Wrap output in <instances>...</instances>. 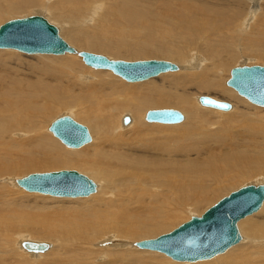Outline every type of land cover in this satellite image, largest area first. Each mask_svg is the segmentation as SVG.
I'll use <instances>...</instances> for the list:
<instances>
[{"label":"bare ground","instance_id":"6f19581e","mask_svg":"<svg viewBox=\"0 0 264 264\" xmlns=\"http://www.w3.org/2000/svg\"><path fill=\"white\" fill-rule=\"evenodd\" d=\"M196 1L168 0L165 6H173V11L180 14V18L186 15L183 17L185 18L189 11L194 9H191V6L194 7ZM229 1L219 0L213 2L214 7L209 8L206 5L209 8L208 12L201 6L192 13L195 15V13L207 12L213 18L212 21H215L224 10L223 14L230 17L235 10H227L221 6ZM31 3L43 5L53 23L55 21L57 24H63L57 32L73 48L83 43L102 48L101 42L86 37L89 34L94 37L117 35L118 38L127 40V31L136 27L132 24L127 25V21L123 22V18L120 20V4H116L115 0H0V19L13 5ZM64 4L69 5L72 17L69 16L70 12L66 14L62 12ZM253 8L239 21H229L225 26L229 29L232 26V31L239 33L237 39H233L237 43H240L243 34H249L245 36V39L248 38L247 46L241 47L242 53L246 56H254L256 61L263 62L264 16L260 17V20L258 17L255 18L252 12L256 8L254 6ZM135 13H137L135 10H129L125 14L131 20ZM81 16L82 20H80ZM175 16H178L177 20L179 15ZM89 20L92 23H88ZM205 20L195 15L193 22H189L193 24L191 34L188 33L187 25L181 23H176L177 30L174 32L169 25L168 28L161 30L159 20L156 23V32L152 31L153 37H159L160 31L168 35L187 31L186 34L190 36L198 30L204 32V39L213 33H219L222 27L218 25L219 23L211 22L208 29ZM140 21L149 22V19L140 16ZM183 25L186 29H183ZM131 26L132 28H129ZM139 27L144 28L142 25ZM253 28H256V35L251 37L250 31ZM225 30L228 29L225 27ZM227 36V39L232 40V35ZM182 38L186 37L182 36ZM225 39L224 37L220 41L224 42ZM204 44L207 45L205 41ZM228 45L224 47L210 44L206 52L202 51L205 56L196 52V54L189 52L185 54L183 50L180 51L182 48H174L180 64L170 60L155 59L168 61L176 67L166 72L172 73L174 79H182L181 82L173 85L177 93L185 91V85H195L200 89L217 90L222 94L223 99L232 103V107L230 104V107L224 110L226 112H223L208 106L202 108L204 105L199 107L198 96L194 99H186V95L185 97H177V95L176 100L172 98L171 101L175 100V103L181 105L183 114L178 110L182 114L179 122L184 121L175 122L178 124L159 122L144 124L139 121L145 114L142 113L143 107L159 103L170 96L166 88L158 89V87H151L145 92L141 89L137 92L136 87L141 86L136 83L166 72L134 81L131 85L126 84L124 91H109L107 86L96 85V82L88 80L83 74L84 69L82 73L79 72L75 60L77 54H65L40 56L45 57L46 61L40 66L30 68L38 76L31 80L20 76V66L11 65L10 61L15 59L13 62L19 63L21 59L18 50L3 49L4 52L0 53V182L18 190L16 187L19 186L15 183V179L19 178L17 177L19 169L46 167L58 160L70 163L72 158H78L80 171L91 178L83 174L94 183V190L85 195L93 202L86 203L84 207L59 203L46 209L38 207L34 210L25 205L18 206L14 202H6L0 193V264H34L33 260L25 256L19 255L18 258L13 252L18 246L21 253L32 259L36 258L37 264H264V197L258 209L235 222L239 240L223 251L224 253L220 252L222 254L218 253L209 257L210 259L196 260L197 262L193 263L186 260L172 261L161 252L146 248L138 249L139 247L134 245L135 238L141 233L151 232L155 227L161 228L172 221L173 224L179 221L180 212L183 211L178 205H172L169 199H174L176 204L188 201L207 203L213 196V194L210 196V193L218 189L207 186L206 178L215 179L217 183L225 179L231 184L238 176L254 172L264 175V107L249 104L248 100L237 95L232 88L222 86L219 73L226 64L219 63L222 59L227 63L232 62L235 57V53H229L227 56L229 58L220 55L224 50L230 52ZM40 54H33L32 57ZM208 61L217 64L212 69V73ZM103 72L110 71H97L98 80L107 77ZM71 86L73 89L76 87L78 92H73L72 89L70 91ZM116 89L117 87L114 90ZM60 105L66 108L63 110L64 113L72 111V117L77 122L86 123L92 136V140L90 136L91 142L89 140L90 143L83 148L65 149L68 151L61 156L54 154V150L60 147L56 141L49 139L46 133L48 119H52L51 116L57 113ZM207 114H214L216 117H213L216 119L205 116ZM125 115L129 119L123 124L121 118ZM191 154L196 157L188 158V163L177 158ZM9 173L14 174L9 176L7 175ZM229 176L234 177L231 180ZM257 179L264 182V176ZM162 191H167V195H163ZM30 194L36 202L48 198L44 197L45 195L42 197L36 193ZM60 197L56 199H70V196ZM158 203L163 206L158 207ZM37 237L42 240L47 239V242H43L47 243L48 247L43 251L32 252L20 246L22 240L40 243ZM17 259L19 261H16Z\"/></svg>","mask_w":264,"mask_h":264},{"label":"rangeland","instance_id":"374dc122","mask_svg":"<svg viewBox=\"0 0 264 264\" xmlns=\"http://www.w3.org/2000/svg\"><path fill=\"white\" fill-rule=\"evenodd\" d=\"M166 1L168 2V0H165V1L164 0L163 1L162 0H136V1L135 0H115L116 4L117 3L120 4V8H119V10L121 11L120 20H122V18H123V22H126L127 21L126 22L127 25H131L132 24V26H136L135 28L127 31V37H126L127 40L126 39L125 40L124 39L122 40V39L118 38L117 35H107V36H103L104 37L103 38L102 36L94 37L93 35L89 34L86 37L89 38V39H91V40L93 39V41H99V42H101L103 44V45H101L102 48L101 47L95 48V47L90 46L88 43H83L79 47H76L75 49H77V50H85V51H89V52L103 54V55H105V56H107L109 58H113V59H125V60H136V59H165V60H170V61H172L174 63L176 62V64H180V62L177 61L178 59H177V57L175 55L176 52H174V48H177V49L182 48V49H180V51L183 50L185 52V54H187V52H189L191 54H196V53L201 54L202 53L203 56H205V54L203 52H206V50H208L207 49V46L208 45H210V44L211 45H214V46H216V45H222V46L225 47V46H227L229 44L228 46L230 47V52L224 50L220 55H222L223 57L225 56L226 58H229V57H227L229 55V53H235L234 54L235 57H234L233 61L231 60L232 62L229 61L227 63V62L223 61L224 59H222L220 61L219 64H222V63L223 64H226V65L223 66V70H221L220 73H219V76L221 77L220 78L221 79V84L222 83L225 84V81L228 79V77H229V69L231 67L240 66V65H247V64L251 65V64H254V63L255 64H258V65H263L264 64V61L263 62L256 61L257 59H255L254 56L253 57L252 56H248V55L246 56V54H243L242 53L243 50H242L241 47L247 46L246 44H247L248 38L245 39V36L246 35H249V34H243L242 37H241V41L242 42L240 41V43H237L234 40L237 39L236 36H238L239 33L238 32L236 33V31H232V26L230 27V29H229V27L225 26V25H227L229 23V21L230 22L231 21H234V20H236V22L239 21L244 16L245 13L248 14V11H250V10L252 11L254 9L253 6L256 9H255L254 12H252V15L255 18L258 17L259 18L258 20H260V17H263L264 16V0H257L258 2L257 1L255 2V0H253V1L252 0H230L227 3L225 2V4H221V6L224 7L225 9H227V10H230V9L235 10L236 15H235V13H233V15L231 14V16L228 17L227 15L223 14V11L224 10H222L221 13H220L221 15L220 14H219L220 16L218 15L219 16V19H216L215 21H212L213 18L207 12H208L209 8L214 7V3L215 2H219V0H216V1H214V0H202V2H201V0H197L196 1L197 4H195L194 7H193V5L191 6V9H193V8L194 9L192 11H189V13L187 14V17H185L186 19L183 18L186 15H182V18H180L181 15L178 14L176 11L175 12L173 11L174 10V7L173 6H171V7L170 6H167L166 7L165 6V4H167ZM170 1H179V0H170ZM202 3H204V4L202 5ZM254 3H255L256 6L254 5ZM162 6H163V8H162ZM201 6L204 9H207V12L205 14L204 13H195V15L198 16V17H203V18L206 19L205 22L208 23V24H206L205 26H207L208 29L210 27V23L211 22H216L217 24L219 23L218 25L219 26H222L219 29V33H215V34L213 33L210 36H208V38H206V39H204V32L202 33L201 31H198V30H197V32L195 34H192L190 36L187 35L188 33L191 34L190 31H192V29H193V24H189V22H191V21L193 22V17L195 16L194 13H192V12L195 9H198ZM62 7H63L62 8V12H64L65 14L67 12H70L71 11L69 5H67V4L62 5ZM205 7H207V8H205ZM163 9H165V10L168 9V11L165 12V10H163ZM191 9H189V10H191ZM127 10L128 11L129 10H135L137 12V13L133 14V17H134L133 19L129 20V16L125 14L126 12H128ZM140 10H142V11H140ZM162 11H163V13H162ZM48 13L49 12H47L45 10V8H44L43 5H38L37 3H31V4H28V5L15 4V5H13L12 8H10V9H8L6 11V13L4 14V17H2L3 19L2 18L0 19V23L4 22L6 20H9V19H13V18H21V17L30 16V15H41V16L45 17L50 23L52 22V24L55 25L56 28H58V31H59L61 29V27H63L62 26L63 24L62 25H60L59 23L57 24V22L55 23V21L53 23V21L50 19L51 18L50 15ZM168 13H170V14H173L174 13V14L173 15H170ZM163 14H165V15L163 16ZM175 15H179V18L177 20H176V18L178 16H175ZM69 16L72 17L71 12H70ZM140 16H142L144 18H148L149 19V22H141L140 21ZM232 17L234 18L233 20H232ZM254 17H253V19H254ZM82 19L83 18L81 16V19L80 20H82ZM222 19H223V21H226V22H223ZM78 20H79V18H78ZM78 20H76V21H78ZM159 20L161 21L160 22L161 30H163L164 28H168V25H169V27L171 26L170 28H172V32H174V31L177 30V24L176 23H181V24H185V26L187 25V30L189 32L188 33H187V31L181 32L183 34L184 33L185 34L187 33L186 34L187 36H186L185 34L183 35L180 32H178L175 35H168V34H164V33H162L160 31L159 32V37H157V36H154L153 37L152 31L154 30V33L156 32V29H157L156 23L159 22ZM162 20L167 21V22H164L163 23ZM88 23H92L91 20H89ZM253 23H254V21H253ZM140 25H142L144 28L139 27ZM132 26L129 27V28H132ZM185 26L183 25V29H186ZM190 26L192 28H190ZM225 27L228 30H225ZM113 29H115V28H113ZM255 29L253 28L254 31L253 30L250 31V33H251L250 36L251 37H254L256 35V30ZM232 32H234V33H232ZM197 34H198V36H197ZM200 34H202V35H200ZM179 35H181V36H179ZM227 35H232V40H231V38L227 39V37H228ZM182 36H185L186 38L183 39ZM179 37H181V38H179ZM224 37L226 38L224 40V42L223 41H220V39L223 40ZM117 41H118V43H117ZM204 41L207 43V45L204 44ZM106 42H109V43H106ZM220 42H221V44H220ZM226 42L227 43L229 42V43L228 44H225ZM106 44H107V46H106ZM108 44H111V45H108ZM3 49H9V48L6 47V48L0 49V53H3L4 52V51H2ZM10 49H14V48H10ZM14 50L17 51V49H14ZM18 52L21 54V56H20L21 59H20L19 63L18 62L15 63V62H13L15 59L14 60L11 59V60H13V61H10L11 62V65L12 66H16V67H19L20 66L19 67V74L21 73L20 76H22L23 78L31 79V80L32 79H36L38 76H36L37 74H35L34 72H32L30 68H32L33 66H40V64H42L43 61H46L45 57L42 58L43 56H50V55L51 56H59V55H65V54L66 55H68V54H72V55L75 54V53L65 52L63 54H49V55H46V54L43 53L44 54L43 55L42 53L41 54L40 53L26 54V53H23V52H21L19 50H18ZM212 52H214V48H212ZM33 54H40V55H35V57H32ZM220 55H217V56L219 57ZM40 56H42V57H40ZM40 58H41L42 62H41ZM75 60L78 63L77 66L79 67L78 68L79 69V72L82 73V70L84 69L83 70V74L87 77L88 80L93 81V82H96V85H99V84L102 85L103 84L102 86H107L108 87L107 89L109 91H117V92L124 91L125 90L124 86L126 84L127 85H129V84L131 85L132 84V82L131 83L126 82L123 79L119 78L118 76L112 74L111 72L107 73L108 71L107 72H103V73H105L107 75L106 78H104L103 80H98V77L96 76L97 71H99V70L100 71L101 70H106V69H99V68L90 67V66L84 64L81 61V59H80L79 56L78 57L76 56L75 57ZM35 61L36 62H39V63H36ZM208 62H209L208 64L211 65V67H209L211 69L210 70V72H211L212 69H214L217 64H215L213 61H211V62L208 61ZM29 63H32V64H29ZM28 69H30V70H28ZM171 72H173V71H171ZM172 75H173L172 73H167L166 72L165 74H159L156 77H153V78H150L148 80H144V81H141V82H137L136 83V85L141 86V87H138V86L136 87V91L137 92H140L141 89H142V92H145V90L146 91H149L151 89V87H158V89H160V88H164L165 89L166 88L165 90L169 92L168 94L170 96V98H166L165 99L166 101L163 100L164 102L163 101H160L159 103H157V102L156 103H152L148 107L147 106L143 107L142 113L143 112H146L147 109H155V108H174V109L179 110L182 113L181 105H179L178 103H175V100H176L177 97H179V96L180 97H183V96L185 97V95H186V99L187 98L194 99L195 96H199V95H208V96H211V97H214V98H218V100L221 99L222 101H226L229 104H231V107H232V103L230 101L226 100V99H223L222 98V94L219 91H217V90H215V91L214 90H205V89L197 88L195 85H185L184 86V88H186L185 91L182 90L181 92H178L177 93L176 91H174L175 89H173V85L175 83L181 82L182 79H180V78H179L180 80L174 79V77ZM213 75H214V73H213ZM78 81H79V79H78ZM102 82H104V83H102ZM170 82H171V84H170ZM133 84H135V83H133ZM223 84H222L223 87L231 88L230 86H227L226 84L223 85ZM74 86H76V85H74ZM144 86H146V87H144ZM72 87L73 86H71V88L69 89L70 91L72 89L73 92H76V91L78 92V89L76 87L74 89ZM116 87H117V89L114 90ZM235 93H236V91H235ZM172 98L175 99L174 102L171 101V100H173ZM249 104H252V103L249 102ZM197 105L199 106L198 103H197ZM253 105H255V104H253ZM256 106H258V105H256ZM199 107H201V104H200ZM260 107H264V106H260ZM202 108H207V106H204V107L202 106ZM64 109H66V108L64 106H61L60 105V109L59 108L57 109V113L55 112L51 116L52 119H48L49 120V123H51L54 118H56V117H58L60 115H69V116L71 115V117H72L73 112L72 111H69L67 113H64L63 112ZM71 109H73V108H71ZM212 109H214V108H212ZM216 110L226 112V111L220 110V109H216ZM125 114H128V113H125ZM205 116H207V117H209L211 119H216V118H214V117H216V116H214V114H207ZM143 118L144 117H141L139 119V121L142 122V123H144V124L150 123V122L145 121ZM73 119L76 120L75 118H73ZM182 121H184V120H182ZM78 122L82 123L81 121H78ZM181 122H178V123H181ZM49 123L46 125V127L49 126ZM178 123H175V124H178ZM82 124H84L87 127L88 131H89V128H88L87 124L86 123H82ZM46 133H48L49 139L56 141L57 145H59L60 148H58V146H57L58 150L55 149L54 150V154L56 153L57 155H60V156L63 155V153L65 154L68 151V150H65V149H80V148H83L85 145L89 144L91 142V140H92V136H91L90 131H89V134L91 136L90 142H87L86 144H84L81 147L69 148V147L64 146L62 143H60V141L56 137H54L51 134L50 131L48 132V129L46 130ZM59 150L61 151L60 154H59V152H60ZM194 157H196V156L193 155V154L188 155V156H177V158L179 159V161L181 160V161H183L185 163H188L187 162L188 161L187 160L188 158H194ZM77 160H78V158H72L71 161L69 160L70 163L68 161H67L68 163H66V162H61L60 160H58V161H55V162L50 163L46 167L45 166H40V167H37V168H21V169H19L20 171L17 172L19 174V176H17V177H21V176H23V175H25L27 173H30V172H43V171L58 170V169H74V170H77L78 172H81L82 174H85L86 176H88L86 173H83L82 171H80L81 170L80 169L81 167L78 165ZM254 173H250V174H247V175H244V176H238V177H236L234 179V181H232L233 183L231 182V184L230 183L228 184V182H230V181H227L225 179L222 180V181H218V183H217V182H215V179L212 180L211 178L210 179L209 178H206L207 181L205 180V183L206 182L208 183L207 186H209L211 189H218V190L212 191L210 193V196H211V194H213V196H212L211 199H209V201L207 203H204V202L203 203H198V202H189L188 201L186 203L183 202V204H178V203L176 204V202L174 201V199H172V198L169 199V202H171L172 205H178V208L181 211H183V212H180L179 221H177V223L180 224L181 222L188 220L190 218V216H192V215L199 216L206 208H208L209 206H211L213 203H215L216 201H218L223 196L227 195L230 191L235 190L236 188H238V187H240L242 185L250 184V183L251 184H263L264 182H262V181L260 182V180H258L257 178L262 177L264 175L262 173H258V172H254ZM13 174L12 173L11 174L9 173L7 175L13 176ZM233 177L232 176H229L228 178L229 179L231 178V180H232ZM16 189H18V190H15L14 188H11L9 185L0 182V193L3 195L4 201L10 202V203L11 202H14L18 206L19 205H25V206H28L30 209L33 208L32 210H34L35 208H38V207L43 208V209H46V207L49 208L50 206H56L59 203H63L65 205H68V203H69V205H75L76 207H84L83 205H85L86 203L93 202L91 200V198H87L88 196L75 197V198L69 197L70 198L69 200L68 199H64V200L63 199H60V200H57L56 198L57 197H60V196H53V195H49V194H43V193L35 192V191H26V190L22 189L21 187H16ZM30 193H36V194L42 195V197L45 195L44 197H48V198L39 199L36 202V201H34L32 199V196H31ZM167 193H168L167 191L166 192H163V195H167ZM60 198H65V197H60ZM67 201H69V202H67ZM157 205H158V207L163 206L161 203H158ZM182 205H184V206H182ZM173 223H174L173 221L171 223H169L168 225L166 223L164 226H162L161 228L159 227L158 229H156L157 227H155V229H153V231L146 232V233H141L135 239H136V241H138V240L145 239V238H152V237H155V236H157L159 234L168 232L169 230L175 228L178 225L177 223H175V224H173ZM26 231L27 232H30L32 230H26ZM17 232H19V231H17ZM22 233H24V232H22ZM240 235L242 236L241 233H240ZM32 236H34V235H32ZM12 239H14V235H12ZM40 240L42 242L43 241L44 242H47V239L46 240H42V239H39L38 238V241L39 242H41ZM138 249H142V248H138ZM147 250H150V249H147ZM151 251H157V250H151ZM13 252H15V254H17L18 258H19V255L25 256V257H27V259L33 260L34 261V264H37L36 258H33L32 259L28 255H26L24 253H21L19 251V246ZM157 252H159V251H157ZM220 254H222V253H220ZM167 257L170 260H172V261H178V260H174V259L170 258L169 256H167ZM204 260H206V259H204ZM16 261H19V260L17 259ZM197 261H191L189 263H193V262H197ZM178 262H183V261H178ZM186 262H188V261H186Z\"/></svg>","mask_w":264,"mask_h":264},{"label":"water","instance_id":"95a60500","mask_svg":"<svg viewBox=\"0 0 264 264\" xmlns=\"http://www.w3.org/2000/svg\"><path fill=\"white\" fill-rule=\"evenodd\" d=\"M57 28L41 15L13 18L0 23V48H15L23 53L77 54L81 61L93 68L109 70L126 82L153 77L176 67L168 61L155 59L122 60L109 59L102 54L76 50L63 40ZM227 86L248 102L264 106V64L234 66L229 69ZM198 103L227 110L230 104L199 95ZM125 115L121 122H128ZM182 114L172 108L147 109V122L175 123ZM48 130L60 143L77 148L90 140L87 128L68 115L52 120ZM26 191H36L53 196H85L94 190V183L74 169H58L30 172L15 179ZM264 197L263 184H246L230 191L226 196L206 208L199 216L192 215L168 232L134 242L139 248L153 249L174 260L196 261L225 251L239 240L235 226L237 219L248 215L260 206ZM20 246L32 252L43 251L47 243L22 240Z\"/></svg>","mask_w":264,"mask_h":264}]
</instances>
